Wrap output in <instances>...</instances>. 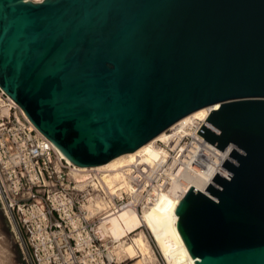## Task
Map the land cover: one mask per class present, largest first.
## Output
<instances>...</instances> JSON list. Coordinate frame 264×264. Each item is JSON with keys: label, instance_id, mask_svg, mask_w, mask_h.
<instances>
[{"label": "water", "instance_id": "obj_1", "mask_svg": "<svg viewBox=\"0 0 264 264\" xmlns=\"http://www.w3.org/2000/svg\"><path fill=\"white\" fill-rule=\"evenodd\" d=\"M0 84L86 166L222 101L198 133L246 153L177 225L197 264H264V0H0Z\"/></svg>", "mask_w": 264, "mask_h": 264}, {"label": "built area", "instance_id": "obj_2", "mask_svg": "<svg viewBox=\"0 0 264 264\" xmlns=\"http://www.w3.org/2000/svg\"><path fill=\"white\" fill-rule=\"evenodd\" d=\"M0 94L9 105V113L0 112V201L26 263H142L141 256L117 255L105 225L123 207L142 212L153 201L149 165H132L130 190L110 185L103 170H80L68 160L1 86ZM142 228L156 258L166 263L152 233Z\"/></svg>", "mask_w": 264, "mask_h": 264}, {"label": "bare ground", "instance_id": "obj_3", "mask_svg": "<svg viewBox=\"0 0 264 264\" xmlns=\"http://www.w3.org/2000/svg\"><path fill=\"white\" fill-rule=\"evenodd\" d=\"M8 96L29 117L25 109L10 94ZM221 103L222 101L209 104L190 113L134 152L123 153L104 163L90 167L79 166L80 170H88L91 167L103 170V176L110 185L117 182L121 190L128 191L132 188L130 182L132 175L129 174L132 172V165L137 162L141 165L146 163L149 165L147 180L151 185L150 195L153 201H148L151 203L145 205L142 212L138 211L136 205L123 207L119 214L110 217L105 225L117 241L114 249L119 257L127 255L134 259L141 256L142 259L137 263L149 264L152 262L153 246L144 232L145 230L135 234L131 241H128L129 235L140 229L144 222H147L148 226L153 228L156 239L160 241L167 257L180 251L186 258L184 264H197L178 228L179 214L174 210L192 185L217 199L206 188L210 183L221 187V184L213 180L217 172L226 178H232L234 173L224 167L223 163L228 158L233 163L239 164L238 160L229 155L234 148L241 153H246L232 141H229L222 150L198 133L212 109H216L217 105ZM0 112L9 113V105L1 94ZM186 139H191V142H185ZM180 146L181 148H179ZM173 150H175L174 154H172ZM60 152L72 161L61 150ZM223 168L227 169L229 174L224 172ZM169 231L172 235L170 241L167 240Z\"/></svg>", "mask_w": 264, "mask_h": 264}, {"label": "rangeland", "instance_id": "obj_4", "mask_svg": "<svg viewBox=\"0 0 264 264\" xmlns=\"http://www.w3.org/2000/svg\"><path fill=\"white\" fill-rule=\"evenodd\" d=\"M35 1H41V0H35ZM185 142H191V139H186ZM184 142V143H185ZM225 172L229 174V171L225 168H223ZM141 213V212H140ZM147 222L143 223V226L148 228V230L152 233L157 245L161 249V253L166 259V263L163 261V259L160 257V261L156 258V255L154 254L153 258L149 262V264H184L186 262V258L184 257V254L182 252H177L175 255H172L171 257H167L162 249V245H160V241L156 239V235L153 228L151 226H148ZM151 228V229H149ZM145 228H140L137 231L131 233L128 237V241H131L132 237L135 234H138L140 231H144ZM146 232V231H144ZM147 237L149 238L147 232ZM167 237V236H166ZM171 232L169 231V236L167 238L168 241L172 240ZM158 238V237H157ZM150 241V239H149ZM167 242V241H165ZM153 248V247H152ZM153 250V249H152ZM154 252V250H153ZM142 259V257H141ZM143 261V260H142ZM0 264H27L24 257L23 252L20 247L18 236L14 232V230L11 227V224L9 223L6 213L4 211V208L2 206V203L0 201Z\"/></svg>", "mask_w": 264, "mask_h": 264}]
</instances>
